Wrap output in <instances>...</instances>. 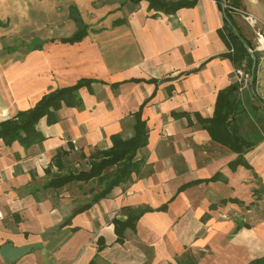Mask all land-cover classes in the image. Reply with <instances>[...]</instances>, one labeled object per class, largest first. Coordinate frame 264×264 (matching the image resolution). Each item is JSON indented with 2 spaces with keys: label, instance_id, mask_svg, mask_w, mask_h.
I'll return each mask as SVG.
<instances>
[{
  "label": "crops",
  "instance_id": "obj_1",
  "mask_svg": "<svg viewBox=\"0 0 264 264\" xmlns=\"http://www.w3.org/2000/svg\"><path fill=\"white\" fill-rule=\"evenodd\" d=\"M105 1L99 25L92 26L69 0H0V29L18 15L32 36L25 53L12 46L0 56V121L55 88L81 78L102 81L80 88L82 106H62L57 122L41 118L39 143L25 149L0 139V264H176L199 224L206 225L210 264L263 257V54L256 52L253 86L248 82L232 96L231 129L252 145L242 154L248 167L231 169L238 153L212 139L195 116L211 117L218 92L236 83L217 33L223 14L216 2L197 0L173 14L153 15L144 1ZM236 1L264 26V0ZM73 7L88 31L78 42H63L77 28ZM232 16L253 44L254 27L237 12ZM141 104L148 139L137 156L144 162L127 182L80 211L92 198L83 191L88 183L46 186L70 169L64 163L70 150L88 162L94 149L111 145L110 135L131 136L132 113ZM214 175L219 178L211 180ZM138 208L149 210L118 242L113 219L125 220L129 209Z\"/></svg>",
  "mask_w": 264,
  "mask_h": 264
},
{
  "label": "trees",
  "instance_id": "obj_2",
  "mask_svg": "<svg viewBox=\"0 0 264 264\" xmlns=\"http://www.w3.org/2000/svg\"><path fill=\"white\" fill-rule=\"evenodd\" d=\"M122 3L130 2L133 5L139 4L141 1L146 2V10L163 12L165 14H173L181 8L193 7L197 0H122ZM219 11L223 14V24L217 30L219 37L228 48L226 54L235 68L243 65L245 71L251 76L252 58L248 49L253 48L250 40L244 38L233 20L230 7H239L236 0H214ZM242 9V8H241ZM71 17L75 21L77 28L75 32L61 39L63 42L74 43L80 41L88 31L87 25L78 15L77 10L71 9ZM115 23H121L120 20ZM255 56L257 55L256 52ZM133 82H150L158 83L159 80H143L131 79ZM255 81V68L252 74V84ZM93 83H102L95 79L81 78L74 84L66 87L55 88L43 94L32 107L16 112L13 116L0 121V139L5 145H11L17 141L23 148H29L35 143H39L43 139L42 133L37 129V123L45 117L47 124L57 122L56 112L62 107L82 106V99L79 95V89L86 87L91 89ZM114 86V84H113ZM239 85L234 83L227 88L220 90L215 100V107L211 117L203 118L195 114L197 121L203 129H205L210 137L220 143L228 146L231 150L238 153L237 158L230 162L231 169L241 164L248 167L244 161L242 154L251 147V143L243 142L238 138L231 129L230 117L235 112V99L232 98L234 92L237 91ZM142 106L132 113L133 115V133L131 136L123 138L119 133L109 136L111 145L107 148L94 149L88 155V166L86 168H71L64 173L54 175L46 184L47 187L54 189L64 187L69 184H75L81 187L83 184H89L91 187L87 193H92L90 203L76 209L80 211L87 208L93 202L106 197L111 190L121 184L127 182L133 173H137L144 160L137 156L138 151L147 144L148 130L146 122L142 118ZM60 155H56L53 162L57 167L61 168ZM84 157V154L81 155ZM219 175H214L211 180H217ZM182 186L181 188H183ZM98 188V189H97ZM162 206L160 209H164ZM149 209H129L125 220L113 219L114 232L117 241L122 242L124 238V230L129 227L134 229L135 222L143 212ZM75 211V212H76ZM246 264H264V256L253 259Z\"/></svg>",
  "mask_w": 264,
  "mask_h": 264
},
{
  "label": "rangeland",
  "instance_id": "obj_3",
  "mask_svg": "<svg viewBox=\"0 0 264 264\" xmlns=\"http://www.w3.org/2000/svg\"><path fill=\"white\" fill-rule=\"evenodd\" d=\"M71 3L78 6L81 17L92 26L99 25V18L105 12V8L101 7L103 2L101 0H69ZM121 0H106L105 2L115 3L120 2ZM81 5V6H80ZM61 5L58 6V11L61 9ZM101 7V8H100ZM79 15V13H78ZM80 16V15H79ZM5 17L3 18V20ZM14 22L10 26H6L3 29H0V56H5L6 53H10L13 47L21 46L18 48V51L25 53L26 48L23 47L27 45L32 40L31 33L27 24L21 23L19 16L16 15L13 17ZM6 24V23H5ZM27 26V28L25 27ZM254 44V42H253ZM13 46V47H12ZM71 155L65 157L66 168H82L87 167V161L81 159L83 153H75L70 150ZM90 185L84 187L83 191L89 189ZM71 193L74 196H77L78 190L74 187H70ZM206 225L199 224L197 231L192 235L190 240H187L182 245V250L179 254L175 256L176 264H188L190 260H193L199 264H210L211 260V251L206 245ZM193 262V263H195ZM191 263V262H189Z\"/></svg>",
  "mask_w": 264,
  "mask_h": 264
},
{
  "label": "built area",
  "instance_id": "obj_4",
  "mask_svg": "<svg viewBox=\"0 0 264 264\" xmlns=\"http://www.w3.org/2000/svg\"><path fill=\"white\" fill-rule=\"evenodd\" d=\"M231 10L241 14L243 18L249 23L250 26L254 27V44L251 49L254 52H259L264 56V26H257L258 20L249 13H246L241 8L230 7ZM236 83L239 85V88L248 84L250 77L249 74L245 71L243 65L235 69Z\"/></svg>",
  "mask_w": 264,
  "mask_h": 264
},
{
  "label": "water",
  "instance_id": "obj_5",
  "mask_svg": "<svg viewBox=\"0 0 264 264\" xmlns=\"http://www.w3.org/2000/svg\"><path fill=\"white\" fill-rule=\"evenodd\" d=\"M248 51H249L250 56L252 58L251 76H250V80H249V83L251 84L252 83V74H253V70L255 68V63H256V56H255L254 51H252L251 49H248Z\"/></svg>",
  "mask_w": 264,
  "mask_h": 264
}]
</instances>
